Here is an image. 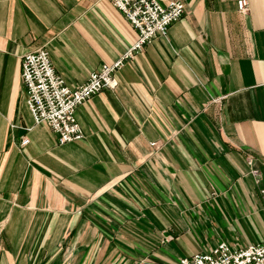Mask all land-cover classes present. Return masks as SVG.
Wrapping results in <instances>:
<instances>
[{
  "label": "crops",
  "instance_id": "1",
  "mask_svg": "<svg viewBox=\"0 0 264 264\" xmlns=\"http://www.w3.org/2000/svg\"><path fill=\"white\" fill-rule=\"evenodd\" d=\"M181 1L60 143L28 107L24 55L48 49L76 88L138 31L110 0H0V264H177L264 241V0Z\"/></svg>",
  "mask_w": 264,
  "mask_h": 264
},
{
  "label": "built area",
  "instance_id": "2",
  "mask_svg": "<svg viewBox=\"0 0 264 264\" xmlns=\"http://www.w3.org/2000/svg\"><path fill=\"white\" fill-rule=\"evenodd\" d=\"M138 31L137 41L113 63H104L90 73L87 80L76 88L68 85L54 66L50 52L40 48L26 53L22 62V78L27 88V104L36 123L46 122L58 134V141L66 143L80 140L84 132L75 112L92 95L115 88L118 71L158 35H166L170 26L185 11L184 2L169 0H110ZM242 13L249 9L248 0H238ZM29 138L22 139L25 145ZM156 143L154 142L153 145ZM252 165V160H249ZM251 172L260 181L259 169ZM177 264H264V241L244 247H231L222 242L209 251L197 252L179 259Z\"/></svg>",
  "mask_w": 264,
  "mask_h": 264
},
{
  "label": "rangeland",
  "instance_id": "3",
  "mask_svg": "<svg viewBox=\"0 0 264 264\" xmlns=\"http://www.w3.org/2000/svg\"><path fill=\"white\" fill-rule=\"evenodd\" d=\"M262 191L264 192V189Z\"/></svg>",
  "mask_w": 264,
  "mask_h": 264
}]
</instances>
